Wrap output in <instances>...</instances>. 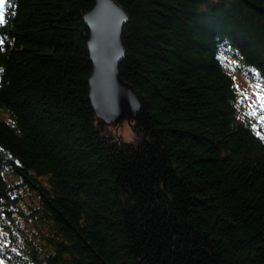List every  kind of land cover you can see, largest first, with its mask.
I'll use <instances>...</instances> for the list:
<instances>
[{
	"label": "trees",
	"instance_id": "16d2710c",
	"mask_svg": "<svg viewBox=\"0 0 264 264\" xmlns=\"http://www.w3.org/2000/svg\"><path fill=\"white\" fill-rule=\"evenodd\" d=\"M95 0H4L0 225L13 264H264V139L220 50L264 79V0H116L136 141L89 97ZM37 204L14 234L20 190ZM19 229V228H16ZM0 254L2 252L0 251Z\"/></svg>",
	"mask_w": 264,
	"mask_h": 264
},
{
	"label": "water",
	"instance_id": "95a60500",
	"mask_svg": "<svg viewBox=\"0 0 264 264\" xmlns=\"http://www.w3.org/2000/svg\"><path fill=\"white\" fill-rule=\"evenodd\" d=\"M89 27V51L93 64L89 97L102 125L131 122L141 108L138 93L120 74L125 56L123 27L128 14L116 0H95L84 14Z\"/></svg>",
	"mask_w": 264,
	"mask_h": 264
},
{
	"label": "rangeland",
	"instance_id": "374dc122",
	"mask_svg": "<svg viewBox=\"0 0 264 264\" xmlns=\"http://www.w3.org/2000/svg\"><path fill=\"white\" fill-rule=\"evenodd\" d=\"M220 59L226 68V70L234 78L237 91H238V106L242 116L249 118L254 126L256 133L264 139V79L254 74L253 78L247 75V71L242 63L226 49L222 47L220 50ZM0 117L7 118V115L0 110ZM105 130L112 132L115 136H121L127 142L136 141L135 135L132 132L131 127L127 121L121 124L106 125ZM21 207L23 214H29L31 206L37 204L36 198L33 192L22 187L20 190ZM26 219L22 214H16L13 234L21 239L23 235L29 234L33 228L34 222L31 221L28 215ZM19 228V229H16ZM8 231L0 225V264H13V261L9 259L10 249L14 250L8 239ZM7 237V239H6ZM7 247H11L7 250Z\"/></svg>",
	"mask_w": 264,
	"mask_h": 264
},
{
	"label": "snow or ice",
	"instance_id": "6c2138e0",
	"mask_svg": "<svg viewBox=\"0 0 264 264\" xmlns=\"http://www.w3.org/2000/svg\"><path fill=\"white\" fill-rule=\"evenodd\" d=\"M4 3V0H0V6H2ZM4 22V15H3V12L0 11V23H3ZM264 106V105H262Z\"/></svg>",
	"mask_w": 264,
	"mask_h": 264
}]
</instances>
